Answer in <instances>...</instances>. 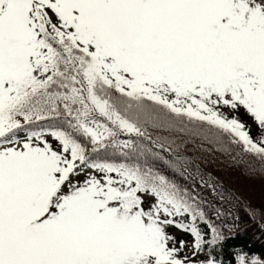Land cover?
I'll return each mask as SVG.
<instances>
[{
    "label": "snow or ice",
    "instance_id": "obj_1",
    "mask_svg": "<svg viewBox=\"0 0 264 264\" xmlns=\"http://www.w3.org/2000/svg\"><path fill=\"white\" fill-rule=\"evenodd\" d=\"M141 113L264 171V0H0V264H224L203 201L96 158Z\"/></svg>",
    "mask_w": 264,
    "mask_h": 264
},
{
    "label": "trees",
    "instance_id": "obj_2",
    "mask_svg": "<svg viewBox=\"0 0 264 264\" xmlns=\"http://www.w3.org/2000/svg\"><path fill=\"white\" fill-rule=\"evenodd\" d=\"M119 94H113L114 100ZM123 108V104H119ZM135 110L129 119L136 120ZM141 113L139 127L143 135L120 133L117 140L128 141L127 148L101 149L96 158L107 162H124L151 168L167 180L204 202L208 218L214 222L223 236L222 243L213 255L224 264H234L237 253L264 258V171L258 161L238 155L237 146L230 145L226 137L215 135L214 129L201 125V135H192L181 128L194 127L187 120L177 128H169ZM47 126L49 121L39 122ZM39 130V129H36ZM159 136H155L152 132ZM109 145L111 141H106ZM217 148L231 155V165L222 170L215 159L208 157V148ZM206 147L204 153L203 150ZM90 148V145H89ZM213 148V149H214ZM240 151V150H239ZM89 155H93L89 152ZM260 180V181H259ZM258 181V182H257ZM258 186V188L256 187ZM188 243L191 237L185 234ZM211 239V233L205 237ZM208 247L201 252L206 257Z\"/></svg>",
    "mask_w": 264,
    "mask_h": 264
},
{
    "label": "rangeland",
    "instance_id": "obj_3",
    "mask_svg": "<svg viewBox=\"0 0 264 264\" xmlns=\"http://www.w3.org/2000/svg\"><path fill=\"white\" fill-rule=\"evenodd\" d=\"M245 122L246 123H249L250 124V121H247V120H245ZM158 123H160V122H158ZM161 124V123H160ZM167 126V125H166ZM142 131V130H141ZM215 131V130H214ZM142 132H145V131H142ZM156 133H159L158 131H154V132H152V134L153 135H155V136H159V135H157ZM129 134V133H128ZM133 135H136V134H134V133H132ZM253 135H255V129L253 128ZM19 137L22 139L24 136H21V135H19ZM230 145H232V144H230ZM235 146V145H234ZM213 147V146H212ZM214 148V147H213ZM208 148V150H207V152H206V154H207V156L208 157H213L214 159H215V165L216 166H219L220 168H221V170L224 168V167H226V166H229V165H231V160H230V157H231V155L228 153V155L226 154V151H223V149L222 150H220V149H217V148ZM205 150H203L204 151V153H205V151H206V147L204 148ZM235 152H237V153H239V150H234ZM263 180H264V177H261ZM260 181V180H259ZM258 182V181H257ZM257 188H258V186H256ZM258 189H262V190H264V186H259V188ZM169 232H170V234H172V235H175L176 237H177V239H183V240H185L186 242H187V244H188V246H189V248L191 247V245H192V243H193V240H191V242L190 243H188V241H187V239H185V234H183V233H179V232H177L175 229H169L168 230ZM192 239V238H191ZM184 253H182L181 255H183ZM190 254V253H189ZM198 259H200V260H202L203 259V257L201 256V254L199 253L198 254Z\"/></svg>",
    "mask_w": 264,
    "mask_h": 264
}]
</instances>
